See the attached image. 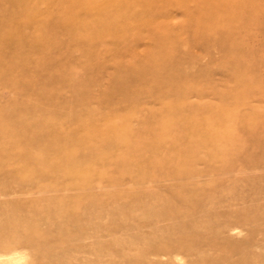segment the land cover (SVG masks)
I'll return each mask as SVG.
<instances>
[{"label": "rangeland", "instance_id": "obj_1", "mask_svg": "<svg viewBox=\"0 0 264 264\" xmlns=\"http://www.w3.org/2000/svg\"><path fill=\"white\" fill-rule=\"evenodd\" d=\"M0 264H264V0H0Z\"/></svg>", "mask_w": 264, "mask_h": 264}]
</instances>
